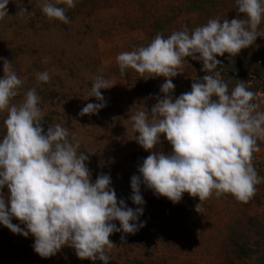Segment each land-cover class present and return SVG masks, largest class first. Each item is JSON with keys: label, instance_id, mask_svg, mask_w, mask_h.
Masks as SVG:
<instances>
[{"label": "rangeland", "instance_id": "rangeland-1", "mask_svg": "<svg viewBox=\"0 0 264 264\" xmlns=\"http://www.w3.org/2000/svg\"><path fill=\"white\" fill-rule=\"evenodd\" d=\"M55 3L56 0H49ZM75 7L65 8L69 23L49 19L41 10L43 0H9L8 15L0 20V78L4 59L12 62V70L24 80L19 95L11 98L19 105L25 93L35 88L41 98L42 128L60 124L69 131V140L80 141L78 154L89 159L86 164L94 183L97 175L110 174L118 201L124 199L135 209L130 197L131 177L139 175L138 167L150 155L136 140L130 116L151 107L162 95L164 77L144 80L134 69L120 74L116 57L141 46H148L160 33L165 38L186 26L189 32L205 25L209 19L231 21L244 18L238 12L236 0H74ZM24 15H18L20 8ZM258 36L248 48L237 55L217 56L223 66L218 71L244 66L250 78L248 86L257 93L259 111H264V17L258 25ZM199 55V54H197ZM238 55L247 57L240 59ZM254 57L249 62L248 58ZM238 58V59H236ZM237 60V62H235ZM46 61V62H45ZM202 61L185 57L172 78L173 99L191 91L195 79H202ZM250 70V71H249ZM47 71L49 82H38L36 74ZM109 80V89H101L106 106L98 114L79 115L88 103H99L90 97L96 76ZM225 81V80H224ZM228 84L229 92L236 84ZM215 99V97H213ZM7 110L0 111V139L6 134L4 120ZM259 151L253 153L252 164L264 177V140L257 141ZM153 151H172L161 135V143ZM247 203L239 202L230 193L216 197L213 193L201 202L202 212L195 211L198 197L183 193L179 203L157 196L141 184L145 200L144 226L134 234L114 232L109 239L114 244L106 249L114 264H264V181ZM6 203L10 195L7 186L0 189ZM10 206V205H9ZM13 224L25 226L16 218ZM120 227V222L113 221ZM131 223V222H130ZM26 230V229H25ZM125 239L122 241L121 236ZM35 237L12 233L0 224V264H79L75 250L63 246L54 256L42 258L33 248ZM87 260V259H83Z\"/></svg>", "mask_w": 264, "mask_h": 264}, {"label": "clouds", "instance_id": "clouds-1", "mask_svg": "<svg viewBox=\"0 0 264 264\" xmlns=\"http://www.w3.org/2000/svg\"><path fill=\"white\" fill-rule=\"evenodd\" d=\"M8 3L0 0V20L8 15ZM236 3L243 19H209L191 32L185 26L167 38L158 33L148 46L116 57L122 76L131 68L144 80L165 78L162 95L155 97L150 112L146 108L130 116L134 132L139 133L134 139L151 153L138 167L139 175L131 177L130 199L138 206L135 209L124 199L118 201L110 174L101 173L91 181L86 164L89 157L78 154L80 141L74 137L70 141L67 128L56 124L45 133L38 107L41 98L35 88L25 93L22 103L10 106L24 80L12 70V62L4 59L0 111L8 114L3 122L6 134L0 139V189L7 186L10 195L6 203L0 192V224L14 234L34 236V251L42 258L56 255L67 245L79 259L108 264L106 249L114 246L110 235L134 234L144 226L139 220L145 204L141 184L173 204L185 192L198 197L195 211L200 214L201 202L213 193L216 197L230 193L239 202H249L256 194L255 186L264 181L252 164L253 153L260 150L257 141L264 140V111L258 110L259 97L248 82L237 80L229 92L217 70L223 64L216 57L235 56L261 35L257 28L264 17V0ZM58 4L75 7L74 0H43L41 10L49 19L69 23L65 8ZM26 13L21 7L17 14ZM185 57L202 61V71L207 74L194 80L191 91L173 99L172 78L181 73L178 69ZM36 79L47 83L50 75L38 72ZM111 87L109 80L96 76L90 97L99 103H88L79 115L98 114L106 106L101 89ZM162 134L172 147L168 154L153 151ZM13 217L25 228L13 224ZM117 220L120 227L113 223Z\"/></svg>", "mask_w": 264, "mask_h": 264}, {"label": "trees", "instance_id": "trees-1", "mask_svg": "<svg viewBox=\"0 0 264 264\" xmlns=\"http://www.w3.org/2000/svg\"><path fill=\"white\" fill-rule=\"evenodd\" d=\"M238 56H239L240 59H243V58L247 57L246 55H238ZM236 59H238V58H236ZM251 59H254V57L248 58L249 62L251 61ZM235 62H237V60H235ZM227 71H228L227 74H225V72H221V78L223 80L231 83V84H236L237 80H243V81H249L250 80V78L247 75L248 71L247 70L245 71L244 66L242 68H240V69H237L235 67H230L229 66ZM45 264H48V263L45 262ZM53 264H56V263H53ZM79 264H104V262L100 261L98 259L95 260V261L87 259V260L80 261ZM108 264H114V263L108 261ZM133 264H142V263L136 262V263H133Z\"/></svg>", "mask_w": 264, "mask_h": 264}]
</instances>
